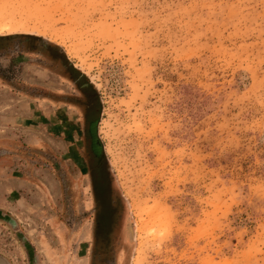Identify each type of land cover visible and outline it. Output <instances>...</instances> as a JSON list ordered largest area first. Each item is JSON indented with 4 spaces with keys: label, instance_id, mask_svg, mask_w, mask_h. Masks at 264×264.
<instances>
[{
    "label": "rangeland",
    "instance_id": "obj_1",
    "mask_svg": "<svg viewBox=\"0 0 264 264\" xmlns=\"http://www.w3.org/2000/svg\"><path fill=\"white\" fill-rule=\"evenodd\" d=\"M0 73L9 174L32 186L2 194L17 264L24 237L48 243L39 263L90 264L95 199L93 264H264V0H0ZM88 123L104 198L72 151Z\"/></svg>",
    "mask_w": 264,
    "mask_h": 264
},
{
    "label": "flooded vegetation",
    "instance_id": "obj_2",
    "mask_svg": "<svg viewBox=\"0 0 264 264\" xmlns=\"http://www.w3.org/2000/svg\"><path fill=\"white\" fill-rule=\"evenodd\" d=\"M60 76V73H59ZM62 79H65L66 76L64 74L61 73V77ZM74 85V89L72 91L71 94H67V93H61L60 94V99L61 102L64 103V105H66L67 103H72L75 104L76 106L79 107V105L81 104V102H83L84 98L83 95V87L79 88L77 87V82H73L72 83ZM82 95H81V94ZM51 95H49L48 98H50ZM81 97V98H79ZM81 106V105H80ZM85 108V107H84ZM81 110V107H80ZM83 110V109H82ZM84 119L89 120L88 119V115H86V117H84ZM92 125L88 123V127L85 131H83V129L81 128L79 131V139H80V146H78L77 144H74V150L75 153L77 152V154H79V157L81 158V161L83 159V162L80 167H79V171L80 173H82L83 171H85L86 176H87V180L90 186V192H92V194H94L95 196V192L97 194H99V196L101 197H105L108 194V188L105 186V184L103 183L102 180H100V176H101V170H102V166H100V162L98 161V156H97V152L95 151L94 148V144H93V139H92ZM87 137L89 139L88 144L86 145L83 142V138L82 137ZM64 138L66 141H68L67 139V135L64 134ZM76 141V140H75ZM50 160V159H49ZM90 161V162H89ZM47 168V167H45ZM95 178V180H94ZM60 182V191L61 194L64 196L65 201H64V210L62 212V217L65 218V226L67 225V221L65 216L70 215V213H73L72 209H69V206L67 205V194H68V182H67V178L65 174H62V176H60L59 179ZM97 182V184L95 183ZM94 210L91 213V216L94 219L93 222V227L90 230V257H89V263L93 264L95 263V261H98V263H100V261L98 260L97 256H98V251L99 248L103 249L105 246H103L106 241L108 242V235H109V218L111 219L110 215L108 216V212H106V214H103V216H99V206H100V200L95 199L94 201ZM75 213V212H74ZM110 214V213H109ZM84 215L82 211L78 212V215L80 217V219L84 218ZM87 215V214H86ZM85 215V216H86ZM73 217L74 214L72 215ZM105 223H107L106 225H104ZM74 225V224H73ZM101 235V236H100ZM97 263V262H96ZM101 264H111V262L108 261H101Z\"/></svg>",
    "mask_w": 264,
    "mask_h": 264
},
{
    "label": "crops",
    "instance_id": "obj_3",
    "mask_svg": "<svg viewBox=\"0 0 264 264\" xmlns=\"http://www.w3.org/2000/svg\"><path fill=\"white\" fill-rule=\"evenodd\" d=\"M4 86L6 87V85L3 84L2 74L0 73V89ZM13 123H14V119L12 116L10 118L4 117L2 115L0 116V129L11 128L13 127ZM1 137H3V135H1ZM1 141L2 142H0V171H4V168H6L7 169L6 171L8 172H6L5 174L3 173V176H6L7 178L5 179L6 181L4 182L3 181L4 179L0 181V193H1L0 195V220H2L1 217L8 216V218L12 219L13 221V223L9 225L11 226V228H13L15 231L18 232L20 231L19 225L17 224L16 220H14L13 218V217H16L17 215L12 213L13 212L12 207H10L9 203L2 197V194H8L13 189L12 185H13V181L15 180L11 176L12 174H9V171H11L9 170L11 169V166H10L11 163H9V161L13 158H17L18 156H20L22 152H18L19 150H17L16 148L17 146H15L14 142H12L13 141L12 138L11 139L5 138V140H1ZM25 177L26 176L24 175L21 179H16L15 181L19 183L22 189L28 190L29 187H32V186L28 183L30 181L25 180ZM30 210H33V209H30ZM30 213H34L31 217L32 219H35L34 216L36 212L30 211ZM5 223L8 224L7 222ZM32 234H35V230H32V232H28V235H32ZM48 246H49L48 243L42 242V240L30 242L29 238L24 237V241L21 243L20 247H18L17 249L18 251L20 250L24 251L25 256H26L24 261H26V264H42V263H39L38 258L42 254V252L46 253L50 250ZM39 251L41 252V254L39 253ZM35 261H38V263L37 262L35 263ZM18 262H19L18 258L14 257V255L11 252V249L8 248L7 244L6 246L3 244H0V264H17Z\"/></svg>",
    "mask_w": 264,
    "mask_h": 264
},
{
    "label": "water",
    "instance_id": "obj_4",
    "mask_svg": "<svg viewBox=\"0 0 264 264\" xmlns=\"http://www.w3.org/2000/svg\"><path fill=\"white\" fill-rule=\"evenodd\" d=\"M1 219L4 222H7L8 224H12L13 223L12 219L8 218V216H3V217H1Z\"/></svg>",
    "mask_w": 264,
    "mask_h": 264
},
{
    "label": "trees",
    "instance_id": "obj_5",
    "mask_svg": "<svg viewBox=\"0 0 264 264\" xmlns=\"http://www.w3.org/2000/svg\"><path fill=\"white\" fill-rule=\"evenodd\" d=\"M12 35H17V34H11V35H8V36H12ZM22 35H25V36H26V35H29V34H23V33H22Z\"/></svg>",
    "mask_w": 264,
    "mask_h": 264
},
{
    "label": "bare ground",
    "instance_id": "obj_6",
    "mask_svg": "<svg viewBox=\"0 0 264 264\" xmlns=\"http://www.w3.org/2000/svg\"><path fill=\"white\" fill-rule=\"evenodd\" d=\"M68 54H70V53H68Z\"/></svg>",
    "mask_w": 264,
    "mask_h": 264
}]
</instances>
